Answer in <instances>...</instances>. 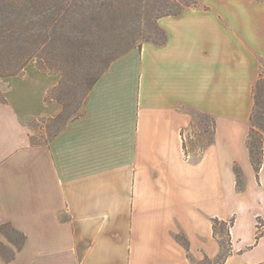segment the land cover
I'll return each mask as SVG.
<instances>
[{"label":"crops","instance_id":"obj_1","mask_svg":"<svg viewBox=\"0 0 264 264\" xmlns=\"http://www.w3.org/2000/svg\"><path fill=\"white\" fill-rule=\"evenodd\" d=\"M159 26L167 42L113 62L48 144L33 145L23 122L60 113L46 101L60 77L1 83L0 226L26 238L19 250L0 233V264L215 262L214 220L232 219L222 264H264V158L257 177L247 144L264 0H204ZM192 112L215 122L199 153L185 140Z\"/></svg>","mask_w":264,"mask_h":264},{"label":"trees","instance_id":"obj_2","mask_svg":"<svg viewBox=\"0 0 264 264\" xmlns=\"http://www.w3.org/2000/svg\"><path fill=\"white\" fill-rule=\"evenodd\" d=\"M203 1L0 0V78L21 75L32 61L36 60L39 64L42 56H45V62L51 68L57 64V67L65 68L66 63L70 64L74 58L85 54V48L90 42L95 43L100 40L101 45L97 47L95 56L97 64L94 69V78L86 85L85 101L81 109L92 87L113 62L133 49H140L144 43L163 45L167 42V35L159 26L161 18L178 16L187 8H198ZM121 24L127 29L123 34L118 32ZM156 36L160 38L155 39ZM138 41L142 43L135 46ZM90 47L89 45L88 48L91 49ZM55 54H59L60 60L55 59ZM0 95V103H4L6 99L1 91ZM253 96L254 108L247 144L252 166L259 177L264 158L263 72L253 88ZM195 114L206 120L211 119L207 115L192 112L193 116ZM69 121L58 127L53 134L47 133L46 142H32V144L39 146L50 143L63 131ZM211 123L212 126L205 125L206 134L210 127L212 129L207 145L214 141L213 119ZM235 173L237 187L241 190L243 189L241 170L235 167ZM233 223V219L228 222L214 220V236L221 246V255L215 262L208 257H205L202 262L222 264L232 254L230 230ZM0 233L19 250L25 242V235L9 223L0 226ZM176 239L189 252L188 241L180 235ZM2 246L5 247L0 245ZM0 255L9 259L1 250Z\"/></svg>","mask_w":264,"mask_h":264},{"label":"rangeland","instance_id":"obj_3","mask_svg":"<svg viewBox=\"0 0 264 264\" xmlns=\"http://www.w3.org/2000/svg\"><path fill=\"white\" fill-rule=\"evenodd\" d=\"M124 31H127V29L121 24V26L118 27V32L123 34ZM159 38V36L155 37V39ZM141 43V41H138L135 46H138ZM89 45L91 46V49L88 48ZM89 45L85 48V54L81 55L79 58H74L70 64L66 63L65 68L57 67L58 64L51 68L45 62V56H42V60L39 64H37L36 60L32 61L24 69L23 73L19 75L23 76L26 73H43L60 77L59 84L49 91L46 98V101L49 104L59 107L60 113L56 117H32L23 122V124L30 130L31 140L33 143L46 142L48 140L47 133L53 134L55 130L58 127L63 126L67 120H71L77 116L83 108L82 107L80 109L81 105L85 101L86 85L94 78V69L97 64V58L95 57L96 50L98 49L97 47L101 45V41L99 40V42L95 43L90 42ZM54 57L56 60H60L59 54H55ZM262 72L264 75V67ZM9 78L11 77L0 78V91L4 98L5 96L1 88V83L7 81ZM5 102L7 101L5 100ZM77 110L79 111L77 112ZM49 119L54 120L50 121ZM193 119V124L185 133V140L190 148L189 151L194 150L195 148L199 153V149L206 147L207 141L211 137L210 132L212 129L210 127L208 133L206 134L205 125L212 126V123L211 119L206 120L196 114L193 116ZM15 238L19 239V237ZM0 250L5 253V255H9V251L5 247H0ZM202 264L205 263L202 262Z\"/></svg>","mask_w":264,"mask_h":264}]
</instances>
